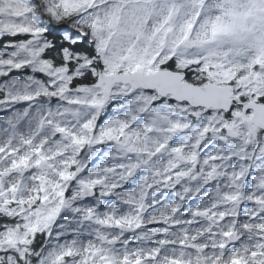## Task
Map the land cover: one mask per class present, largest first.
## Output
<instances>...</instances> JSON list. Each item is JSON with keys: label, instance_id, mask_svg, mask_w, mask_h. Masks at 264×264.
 <instances>
[{"label": "snow or ice", "instance_id": "snow-or-ice-1", "mask_svg": "<svg viewBox=\"0 0 264 264\" xmlns=\"http://www.w3.org/2000/svg\"><path fill=\"white\" fill-rule=\"evenodd\" d=\"M0 264H264V0H0Z\"/></svg>", "mask_w": 264, "mask_h": 264}]
</instances>
